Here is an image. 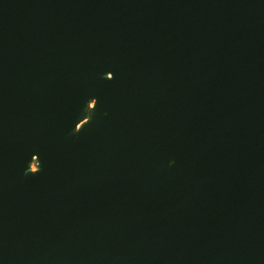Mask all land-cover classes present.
Instances as JSON below:
<instances>
[{"label":"water","instance_id":"95a60500","mask_svg":"<svg viewBox=\"0 0 264 264\" xmlns=\"http://www.w3.org/2000/svg\"><path fill=\"white\" fill-rule=\"evenodd\" d=\"M0 264H264V0H0Z\"/></svg>","mask_w":264,"mask_h":264},{"label":"bare ground","instance_id":"6f19581e","mask_svg":"<svg viewBox=\"0 0 264 264\" xmlns=\"http://www.w3.org/2000/svg\"><path fill=\"white\" fill-rule=\"evenodd\" d=\"M95 103H96V99H91L90 100V103L88 105V110L90 111L94 106H95ZM90 119V116H88L83 122H81L78 127H77V130L81 127V125L85 122H87L88 120ZM29 168L32 172H36V171H40L41 170V162L40 160L38 159L37 156H33L31 162L29 163Z\"/></svg>","mask_w":264,"mask_h":264},{"label":"snow or ice","instance_id":"6c2138e0","mask_svg":"<svg viewBox=\"0 0 264 264\" xmlns=\"http://www.w3.org/2000/svg\"><path fill=\"white\" fill-rule=\"evenodd\" d=\"M109 78H111V74H109Z\"/></svg>","mask_w":264,"mask_h":264},{"label":"rangeland","instance_id":"374dc122","mask_svg":"<svg viewBox=\"0 0 264 264\" xmlns=\"http://www.w3.org/2000/svg\"><path fill=\"white\" fill-rule=\"evenodd\" d=\"M91 110H92V109H91ZM91 110H90V111H91Z\"/></svg>","mask_w":264,"mask_h":264}]
</instances>
